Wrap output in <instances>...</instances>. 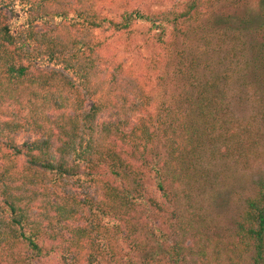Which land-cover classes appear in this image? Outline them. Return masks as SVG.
<instances>
[{
	"label": "trees",
	"instance_id": "obj_1",
	"mask_svg": "<svg viewBox=\"0 0 264 264\" xmlns=\"http://www.w3.org/2000/svg\"><path fill=\"white\" fill-rule=\"evenodd\" d=\"M138 22L167 98L152 101L117 67L100 76L94 32ZM247 91L259 118L234 113ZM259 121L264 0H124L109 17L94 0H0V264L209 263L203 245L185 244L191 227L169 187L200 189L206 142L250 168ZM228 239L204 245L218 262L222 247L228 264H264V177Z\"/></svg>",
	"mask_w": 264,
	"mask_h": 264
},
{
	"label": "rangeland",
	"instance_id": "obj_2",
	"mask_svg": "<svg viewBox=\"0 0 264 264\" xmlns=\"http://www.w3.org/2000/svg\"><path fill=\"white\" fill-rule=\"evenodd\" d=\"M123 3L124 0H94L95 9L101 16L106 17L116 16L122 12ZM113 19L116 18L113 17ZM94 35L100 42L98 53L103 61L108 62L105 67L103 66V72L101 71L102 80L111 74L112 68L117 67L123 74L135 77L152 101L169 97L170 85L162 84L160 81L162 64H156L154 61V56L161 54H158L157 49L154 48L151 33H147L145 24L138 22L126 33L95 31ZM231 89L236 90L233 85ZM250 93L247 91L245 94L247 97H254L249 103L243 104L238 100L233 104L234 113L240 118H248L251 115L259 118L262 112L261 106L257 102H252L257 98ZM230 94L234 98L237 92L236 94L230 92ZM258 126L261 127L263 136L258 150L261 151V155L257 162L251 163L250 168L243 169L241 164L232 158H219L220 155H216V152L220 148L213 149L206 142L208 152H204L203 157L206 168L205 180L201 181L200 189H193L188 194H183L181 192L183 186L177 187L175 191L169 187V193L175 192L177 195L174 210L178 216L182 217V221H186L191 227L192 233L189 234V239L185 244L193 247L203 245L205 255L209 258L207 264H228L223 253L220 252L222 247L215 249L220 255L218 262L212 252L214 249L212 241H207V245H204L205 240L215 238L224 243L229 240L242 200L251 190L252 184L264 177V124L259 121ZM23 139L24 136L19 137V141ZM156 151L159 155L162 154L161 149L158 148ZM147 186L151 187V183ZM193 233L196 237H193ZM149 245H152L149 248L158 254L157 245L155 243H149ZM198 260L197 255L189 256L187 264L192 261L196 263ZM236 263L247 264L246 261ZM197 264L202 263L197 262Z\"/></svg>",
	"mask_w": 264,
	"mask_h": 264
}]
</instances>
